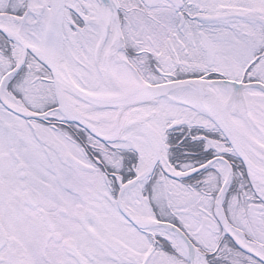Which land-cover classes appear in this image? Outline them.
<instances>
[{"label":"snow or ice","instance_id":"snow-or-ice-1","mask_svg":"<svg viewBox=\"0 0 264 264\" xmlns=\"http://www.w3.org/2000/svg\"><path fill=\"white\" fill-rule=\"evenodd\" d=\"M0 264H264V0H0Z\"/></svg>","mask_w":264,"mask_h":264}]
</instances>
